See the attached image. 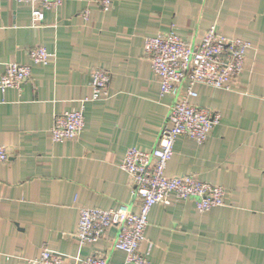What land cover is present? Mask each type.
I'll return each instance as SVG.
<instances>
[{
    "label": "crops",
    "instance_id": "0c3cea01",
    "mask_svg": "<svg viewBox=\"0 0 264 264\" xmlns=\"http://www.w3.org/2000/svg\"><path fill=\"white\" fill-rule=\"evenodd\" d=\"M30 10L0 0V77L8 62L31 66L19 89L0 90V145L10 155L0 161V264H34L43 247L71 264L91 254L122 263L115 227L77 241L79 208L138 211L120 165L128 147L155 146L174 99L160 95L143 39L174 29L196 44L211 26L250 47L229 89L194 86L190 103L221 120L204 143L177 137L165 174L223 187L224 204L200 212L172 195L154 204L139 250L149 264H264V0H112L107 11L94 0H63L38 23ZM37 46L50 53L45 64L28 56ZM93 67L110 72L107 95L82 102ZM82 103L79 138L52 141L54 115Z\"/></svg>",
    "mask_w": 264,
    "mask_h": 264
},
{
    "label": "built area",
    "instance_id": "2783aa9c",
    "mask_svg": "<svg viewBox=\"0 0 264 264\" xmlns=\"http://www.w3.org/2000/svg\"><path fill=\"white\" fill-rule=\"evenodd\" d=\"M25 2L30 5L31 18L38 23L44 9H57L63 0H7ZM103 11H107L112 0H94ZM87 18L88 11L82 12ZM144 50L150 60V68L158 77L160 95H172L165 123L160 130L155 146L150 150L128 147L120 165L131 179L132 195L137 200L138 211L127 205L117 209H102L82 206L75 238L81 244L96 241L106 231L116 228L113 248L124 253L121 264H149L140 253L139 246L144 237L147 217L154 204H170L175 200H192L200 212L224 204L223 187L202 181L192 174L168 176L167 162L173 155L175 140L188 137L204 143L211 130L221 120L219 111L190 103L196 95L194 86L203 84L215 88L229 89L243 69L246 49L250 43L241 38H230L220 34L215 26L209 29L196 44L184 41L170 29L166 33L145 36ZM28 56L34 64H45L50 53L42 46L29 49ZM31 78V66L8 62L0 77V90L19 89ZM110 72L101 67L90 71V94L82 102L98 100L107 95ZM185 82L186 89L179 95V86ZM84 106L63 113H56L50 128L54 142L79 138L84 128ZM4 145H0V161L9 159ZM1 201V199H0ZM34 264H71L63 255L43 247ZM81 264H108L106 257L98 254L86 256Z\"/></svg>",
    "mask_w": 264,
    "mask_h": 264
}]
</instances>
